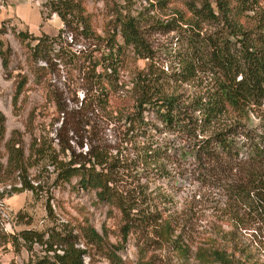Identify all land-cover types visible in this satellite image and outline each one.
<instances>
[{
	"label": "rangeland",
	"instance_id": "rangeland-1",
	"mask_svg": "<svg viewBox=\"0 0 264 264\" xmlns=\"http://www.w3.org/2000/svg\"><path fill=\"white\" fill-rule=\"evenodd\" d=\"M43 1L0 0V26L7 30L0 37L12 49L6 70L0 60V110L6 118L5 137L17 131L15 136L21 140L27 160L23 173L16 170L0 179V264H31L51 247L64 248L63 241L56 243L51 235L64 236L75 248L90 252L83 257L85 264H108L96 251L99 249L85 240L81 229L86 221L105 234L106 244L111 250H119L124 264H142L141 256L149 264H200L195 253L201 248L221 249L246 264H264V217L214 183L218 170L210 168L203 174L196 169L184 133L162 129L152 115L147 119L158 127L156 137L166 138L168 144L180 149V153L169 149L163 154L160 173L150 171L148 177L141 178V183L148 182L161 213L157 224H170L167 237L161 239L154 231L159 229H153L148 233L131 232L123 238L118 210L110 213L106 204L97 201L93 190L76 186L75 177L70 181L59 177L62 166L93 160L95 152L112 155L122 150L128 154L131 145L126 141L129 125L125 117L133 111L135 74L147 70L149 62L151 72L165 80L161 91L175 93L184 101L210 82L202 73L184 82L166 80L178 68L167 53L173 46L174 33L159 29L157 23L171 18L175 8H182V0L85 1L92 26L101 35L117 32L114 18L120 7L133 15L141 12L146 39L155 53L149 61L136 58L128 48L122 66L102 81L93 76L89 61L97 56L95 45L67 34L62 42L64 57H51L48 64L39 61L37 65L44 67L41 75L37 79L32 74L26 47L15 33H57L62 23L56 14L42 20ZM116 38L121 42L119 35ZM103 71L95 67V72ZM22 77L27 82L15 102L16 83ZM259 114L254 110L248 114L229 111L223 122L240 121L256 129ZM146 141L147 137L138 135L136 144ZM6 159V150L2 149L4 166ZM255 166L245 162L228 175L245 183L244 169L251 171Z\"/></svg>",
	"mask_w": 264,
	"mask_h": 264
},
{
	"label": "trees",
	"instance_id": "trees-1",
	"mask_svg": "<svg viewBox=\"0 0 264 264\" xmlns=\"http://www.w3.org/2000/svg\"><path fill=\"white\" fill-rule=\"evenodd\" d=\"M85 1L42 2L45 10L42 20L56 14L62 23L55 35H34L27 30L15 33L26 47L29 69L37 79L44 68L37 65L39 61L48 64L51 57H64L62 42L65 34L95 45L97 56H92L89 61L94 67L92 74L98 76L99 81L107 80L106 75L118 71L128 48L136 58L154 59V50L145 35L147 30L142 27L145 18L141 12L133 15L130 10L120 7L114 18L117 32L101 35L92 26ZM159 2L166 3V0ZM182 5V8H175L171 18L157 23L159 29L174 33L173 46L167 53L174 57L178 68L166 80L184 82L202 73L207 74L210 82L184 101L175 93L161 91L165 80L151 72L149 62L147 70L135 74L133 111L125 117L129 125L126 141L132 150L127 149L128 154L118 150L112 155L95 152L93 160L68 163L59 173L63 181L75 177L76 186L93 190L97 201L106 204L110 213L112 209L119 211V231L123 238L138 230L148 233L159 229L154 231L163 239L171 231L169 223L157 224L161 213L148 182L141 183V178L148 177L150 171L160 173L162 165L159 161L163 154L169 149L180 153V149L168 144L166 138L156 137L158 127L147 119L150 115L162 129L184 133L188 140L187 151L193 155L196 169L203 174L210 168L218 170L213 176L214 183L221 184L236 201L247 204L264 217V0H182ZM6 32V28L0 26V36ZM11 54V47L0 37V60L5 70ZM97 66L104 69L103 73L95 72ZM26 82V77L17 81L15 102ZM101 93L107 95L105 90ZM249 110L260 113L256 129L240 121L223 122L229 111L248 114ZM5 120L0 110V179L10 177L16 170L23 173L27 164L21 140L15 136L17 131L5 137ZM138 135L147 137V141L136 144ZM2 149L7 154L5 166L1 162ZM245 162L256 165L251 171L244 169L245 183L238 181L236 176L229 177L228 172ZM81 231L108 264H124L119 250H111L106 244L104 233L98 232L87 221ZM52 237L56 243L59 239L63 241L64 248L53 250L51 247L31 264H85L83 257L91 255L87 250L75 248L64 236ZM111 245L118 249L116 244ZM143 253L141 250V255ZM195 258L200 264H246L217 248L198 249ZM140 262L149 264L142 256Z\"/></svg>",
	"mask_w": 264,
	"mask_h": 264
},
{
	"label": "built area",
	"instance_id": "built-area-1",
	"mask_svg": "<svg viewBox=\"0 0 264 264\" xmlns=\"http://www.w3.org/2000/svg\"><path fill=\"white\" fill-rule=\"evenodd\" d=\"M0 7H1V4H0Z\"/></svg>",
	"mask_w": 264,
	"mask_h": 264
}]
</instances>
